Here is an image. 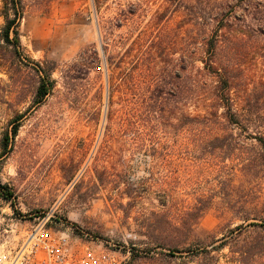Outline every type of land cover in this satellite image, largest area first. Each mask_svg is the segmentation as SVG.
<instances>
[{
  "label": "rangeland",
  "instance_id": "obj_1",
  "mask_svg": "<svg viewBox=\"0 0 264 264\" xmlns=\"http://www.w3.org/2000/svg\"><path fill=\"white\" fill-rule=\"evenodd\" d=\"M236 1L23 0V58L0 60L1 154L18 126L0 264L42 221L115 264H264V42L237 50ZM215 15L238 124L203 69Z\"/></svg>",
  "mask_w": 264,
  "mask_h": 264
},
{
  "label": "trees",
  "instance_id": "obj_2",
  "mask_svg": "<svg viewBox=\"0 0 264 264\" xmlns=\"http://www.w3.org/2000/svg\"><path fill=\"white\" fill-rule=\"evenodd\" d=\"M101 0H94L97 4ZM25 6L23 0H0V60H5L6 56L12 58H23L22 57V45L20 40V25L24 16ZM219 14V13H218ZM194 17L198 21L201 17L200 14L194 13ZM213 27L208 29V34L205 35L203 40L204 47L206 48L207 58L202 59L204 64V70L209 73L210 76L217 78L216 86V97L215 104L218 107H224L227 109V113L235 118L236 123L240 122V118L245 116V113L236 110V115L233 113V107L231 105V99L228 90L231 88V79L228 74V70L219 67L217 61V49L222 42V35L220 32L229 27L228 19L220 15H215L213 18H209ZM255 38L259 43L260 40L264 42V0H237L236 1V48L242 50L246 45L243 44L247 39ZM264 45V44H263ZM263 48V47H259ZM264 50V49H263ZM264 57V54L261 55ZM194 66V70H195ZM194 83V87H195ZM52 89V83L50 75L45 73V76L41 77L40 84L36 91V104L42 102V100L50 93ZM196 92L194 91V96ZM247 111V110H246ZM217 116V112H215ZM207 115H213L208 112ZM18 134V126L14 127L11 132V137L8 135L4 138L3 153L9 152V142L14 139ZM262 149H264V138L258 139ZM0 153V159L2 155ZM13 193L8 190L7 187L0 183V198L5 200H11ZM259 226L264 227V221ZM242 228V227H239Z\"/></svg>",
  "mask_w": 264,
  "mask_h": 264
},
{
  "label": "built area",
  "instance_id": "obj_3",
  "mask_svg": "<svg viewBox=\"0 0 264 264\" xmlns=\"http://www.w3.org/2000/svg\"><path fill=\"white\" fill-rule=\"evenodd\" d=\"M46 224L42 221L28 231L9 264H115L111 255L90 249L79 253L73 249L69 234L56 233Z\"/></svg>",
  "mask_w": 264,
  "mask_h": 264
}]
</instances>
